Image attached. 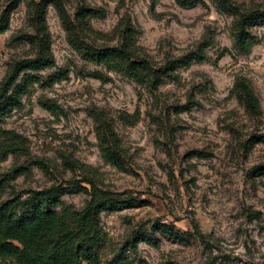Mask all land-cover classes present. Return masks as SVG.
I'll return each mask as SVG.
<instances>
[{
	"label": "rangeland",
	"instance_id": "374dc122",
	"mask_svg": "<svg viewBox=\"0 0 264 264\" xmlns=\"http://www.w3.org/2000/svg\"><path fill=\"white\" fill-rule=\"evenodd\" d=\"M153 1L86 0L91 8L106 11L105 18L89 20L93 30L105 37L87 41L95 40L99 46L115 44L114 36L109 37L105 30L113 33L121 18L128 15L138 30L139 45L155 63L196 50L204 40L210 44L206 50L208 60L177 70L157 91L150 92L121 74L101 71L105 68L84 61L70 46L63 24L50 6L47 22L56 65L30 74L39 82L22 97L21 108L8 115L2 126L27 140L29 154L11 155L0 163V178L8 179L10 184L3 199L30 190L66 188L72 180H90L97 185L93 177L77 175L85 169V161L91 160L105 170L99 182L107 186L98 188L136 200L101 215L106 237L108 230L118 232L130 224L132 214L159 212L158 202L167 200L170 204L174 196H182L189 206L186 215L197 221L193 225L197 227L195 237L186 225L179 226L183 217L177 218L171 228L162 226L161 218L156 217L155 223L144 221L126 231L114 253L125 248L130 264H264V137L258 139L264 136L260 130L264 122L259 120L264 115V23L252 27L255 46L249 55H243L234 47L233 16L222 11L215 0H190L194 2L191 8H183L175 0H160L156 5ZM233 1L244 11H264V0ZM79 2L69 0V13L76 11ZM14 4L15 0H0V18ZM125 7L127 11L121 15ZM33 32L28 1L23 0L12 12L10 30L0 35V84L13 62L35 56L25 40ZM98 40L109 42L99 44ZM240 78L248 81L259 100V117L250 116L233 94ZM97 114L113 123L121 139L123 170L102 158ZM250 124L252 130L242 133L241 129ZM153 131L159 134L153 136ZM208 137L214 138L202 144ZM127 139L134 142L130 147L125 146ZM229 141L237 142L235 149ZM169 143L176 145L179 167L165 163L171 161ZM213 145L223 148L220 156L210 150ZM237 149L246 168L234 175L237 169L226 170L225 163L235 158ZM35 161H42L46 169L33 165ZM15 168L26 173L13 179ZM145 169H152L162 178L154 181ZM61 173L62 182L52 184L51 180ZM230 175L234 176L231 181ZM145 179L151 187L158 184L161 191L139 187ZM30 183L36 186L24 187ZM45 183L49 186H43ZM82 186L88 189L89 185ZM169 186H173L171 193L166 191ZM237 194L244 202L239 211ZM63 197L74 201L83 197V208L89 201V196L80 191ZM63 197L64 203L75 208L74 202L69 204ZM148 223L151 233L144 227ZM133 242L137 243L135 249L131 247ZM109 247L106 239L100 249L107 251Z\"/></svg>",
	"mask_w": 264,
	"mask_h": 264
},
{
	"label": "trees",
	"instance_id": "16d2710c",
	"mask_svg": "<svg viewBox=\"0 0 264 264\" xmlns=\"http://www.w3.org/2000/svg\"><path fill=\"white\" fill-rule=\"evenodd\" d=\"M22 1L15 0V4L0 18V35L10 30L12 12ZM27 1L34 32L27 35L25 40L34 49L35 56L13 62L0 84V163L7 161L11 155L29 156L27 140L2 126L8 115L21 108L22 97L28 95L31 87L39 82L37 77L30 74L43 72L56 65L47 22L50 6L59 16L70 46L84 61L121 74L150 92L157 91L165 78L172 77L177 70L208 60L206 50L210 44L204 40L196 50L169 58L162 64L155 63L139 45L138 30L128 15L123 16L114 29L113 36L117 42L99 46L95 40L87 41L94 37H105L93 30L89 20L105 18L104 9L91 8L86 0H80L76 11L71 14L67 9L69 0ZM159 1L154 0L153 4L156 5ZM215 1L222 11L233 16L235 50L249 55L255 46L251 29L257 23H264V11H244L233 0ZM175 2L183 8L194 6V2L190 0ZM233 94L250 116L261 115L259 100L246 79L240 78L236 81ZM41 106L50 111L45 104ZM95 121L102 158L113 167L123 170L125 152L113 123L103 114L95 115ZM33 165L46 169L42 161H35ZM25 173L15 168V176L12 177L14 179ZM83 184L91 186L92 192L83 187ZM67 185L66 188L53 186L41 191L30 190L4 200L10 184L8 179L0 178V261L15 258L17 264H77L82 258L88 264H99V249L106 242V234L101 227V215L107 210L134 204L136 200L104 191L90 180H72ZM73 191L84 192L89 196V201L79 211L62 201L64 195ZM131 247L135 249L137 243L133 242ZM109 264H130L126 249L118 251Z\"/></svg>",
	"mask_w": 264,
	"mask_h": 264
},
{
	"label": "clouds",
	"instance_id": "9594fccd",
	"mask_svg": "<svg viewBox=\"0 0 264 264\" xmlns=\"http://www.w3.org/2000/svg\"><path fill=\"white\" fill-rule=\"evenodd\" d=\"M106 6H109V5L106 4ZM141 7H143V5H141ZM125 11H127V7L122 9L121 15H124ZM105 31H107L109 33V37L114 35V33H111L110 30L106 29ZM108 42H109L108 40H98L97 41V43H99V44H106ZM218 47H219V45H218ZM101 71H106V69H101ZM117 82H119V81H117ZM259 120L264 122V115H261L259 117ZM146 123H147V121H146ZM253 123H255V121ZM149 127H151V125H149ZM251 130H252V125L250 124L248 126V128L241 129V132L247 133ZM260 130L264 131V126H261ZM157 134H159V133H157L155 131L152 132L153 136L157 135ZM213 138L214 137H208L205 140H202L201 143L206 144L208 142V140L213 139ZM133 143L134 142L131 139H127L125 142V146L130 147ZM229 143L232 144L234 149L236 148V143H237L236 141H229ZM169 147L172 149L171 161L165 162V163H171L173 165V167H179V153L176 152V145L173 143H169ZM210 150L217 151L218 156H220L221 153L223 152V148L216 149L215 145H213L212 149H210ZM128 154L131 155L132 153L129 152ZM137 159H139V157H137ZM157 159H159V154H157ZM149 163H152V161L149 160ZM208 163L211 164L212 162H208ZM132 167H135V165H132ZM225 167H226V170L237 169V172L234 173V175H238L239 169L246 168L245 162H243L239 158L238 149L235 151V158L233 160H231V162H226ZM97 169H99V171H97ZM145 170L148 171L149 178L153 179L154 181H158L162 178L158 175H155L154 171L152 169H145ZM104 171L105 170L103 168H100L99 165H97L95 162H93L91 160H87V161H85V169H81L77 173V175L91 176L97 180V187H106L107 185L101 184L99 182L100 180L104 179ZM191 174L196 175L197 173L192 172ZM69 175H71V174H69ZM62 178H63V173L59 174L57 176V179L51 180V183L55 184L57 182H62ZM233 178H234L233 175H230L228 177L229 181H231ZM37 183H39V181H37ZM29 186L35 187L36 185L31 184V183L24 185V187H29ZM43 186L47 187L49 185L47 183H45ZM139 187L147 188V187H151V186L148 184V179H145L144 183L142 185H139ZM172 187L173 186H169L166 189V191L171 193ZM88 189H89V192L91 193L92 192L91 186H88ZM151 190H152V192L161 191L158 184L154 187H151ZM261 191L264 192V189H262ZM235 198L240 203V207L237 209V211H239L240 208L244 207L243 198L240 197L239 194H237ZM22 199H23V197H22ZM63 199H65L69 204H72L74 202L75 203V209L77 211L81 210L84 206V198L83 197H81L80 199H77L75 201L73 200V198H70V197H63ZM157 207L160 208L159 212H157L155 210H149L145 213H141L140 215L132 214L133 218L131 220V223L128 225H125L124 228L120 229L118 232H112V231L108 230V236L105 237L104 239L108 240L110 247L107 249V251L104 248L99 249V264H109V262L112 260V256L115 254L114 250L119 249L120 244L124 239L123 233H125L126 231H130L133 228L139 227L144 221H151L152 223H155L156 217L161 218V225L162 226L167 225L170 228L177 224V218L183 217V219L180 221L179 226L181 228H184L186 225L187 230L194 237L197 235V227H193V225L196 224L197 221L192 216L186 215V210L189 206L184 204L182 196L172 197L170 204L167 200L160 201V202H158ZM144 227L148 229L149 233H151V231H152L151 223L145 224ZM101 235L103 236V234H101ZM157 235H160V234L157 233ZM161 239H163V236H161ZM0 264H17V262H16L15 258H11L10 261H0ZM77 264H88V262L84 261L81 258L80 261L77 262Z\"/></svg>",
	"mask_w": 264,
	"mask_h": 264
}]
</instances>
